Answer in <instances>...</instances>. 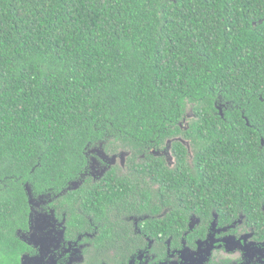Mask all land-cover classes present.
Listing matches in <instances>:
<instances>
[{"label": "trees", "instance_id": "trees-1", "mask_svg": "<svg viewBox=\"0 0 264 264\" xmlns=\"http://www.w3.org/2000/svg\"><path fill=\"white\" fill-rule=\"evenodd\" d=\"M191 113L183 184L261 228L264 0H0V256L18 258L27 184L56 191L88 144H160Z\"/></svg>", "mask_w": 264, "mask_h": 264}, {"label": "flooded vegetation", "instance_id": "flooded-vegetation-1", "mask_svg": "<svg viewBox=\"0 0 264 264\" xmlns=\"http://www.w3.org/2000/svg\"><path fill=\"white\" fill-rule=\"evenodd\" d=\"M193 117L160 144H88L56 191L32 193L15 231L18 258L0 264H264V226L241 208L202 203L195 182L183 184L186 169L199 177L201 144L184 134Z\"/></svg>", "mask_w": 264, "mask_h": 264}, {"label": "water", "instance_id": "water-1", "mask_svg": "<svg viewBox=\"0 0 264 264\" xmlns=\"http://www.w3.org/2000/svg\"><path fill=\"white\" fill-rule=\"evenodd\" d=\"M221 111H222V109H221ZM26 190H27V193L29 195V201L31 202L32 201V191H31L29 184L26 185Z\"/></svg>", "mask_w": 264, "mask_h": 264}]
</instances>
